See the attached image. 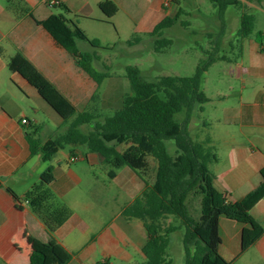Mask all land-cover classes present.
Wrapping results in <instances>:
<instances>
[{
	"label": "crops",
	"instance_id": "crops-1",
	"mask_svg": "<svg viewBox=\"0 0 264 264\" xmlns=\"http://www.w3.org/2000/svg\"><path fill=\"white\" fill-rule=\"evenodd\" d=\"M56 1L65 4L70 13L53 12L47 0H18V8L0 0V264H30L33 251L44 254L45 264H55L46 249L48 246L58 253L72 254L68 264H95L104 260L109 264H140L144 260L141 250L147 234L140 221L122 218L121 210L142 193L143 180L126 167L116 171L111 181L117 183L108 184H115L120 195L111 199L115 210L109 215L104 213L107 185L99 183L93 172L95 167L104 166L96 154L84 146H69L68 154L57 157L62 149L49 161H43L40 155L31 156L28 135L34 134L41 142L53 139L38 122L39 113L50 114L61 133L68 123L63 122L22 76L10 72L7 64L16 54L22 55L77 112H91L102 118V109L112 105L109 90L98 93L101 85L96 86L76 67L71 56L29 14L37 21L51 14H63L88 39L98 41L104 48L98 38L88 37L81 21L117 25L121 18L135 31L149 34L165 16H171L172 3L169 0ZM104 1L112 2L117 8L112 18H107L99 9V3ZM237 28L230 38L225 26L221 50L229 62L217 63L230 66L220 69L215 90L209 96L202 88L208 102L202 106L200 113L204 117L198 123L204 130L201 140L210 138L218 159L210 166L214 185L228 202H235L254 190L262 181L260 171L264 169V56L258 53L256 40L249 37L241 43L238 60L227 56L233 50L229 43ZM261 32L264 33V28ZM80 43L76 42L77 48ZM122 98L114 102L117 109ZM22 120L26 123L22 124ZM71 157L77 160L70 162ZM48 167L52 168L54 178L50 191L72 211L70 218L51 237L28 204L15 200L7 191L22 199ZM250 216L264 227V198L251 209ZM242 229L234 221L220 219L219 253L224 259L231 261L239 254ZM251 251L264 262V236L233 264Z\"/></svg>",
	"mask_w": 264,
	"mask_h": 264
},
{
	"label": "trees",
	"instance_id": "trees-1",
	"mask_svg": "<svg viewBox=\"0 0 264 264\" xmlns=\"http://www.w3.org/2000/svg\"><path fill=\"white\" fill-rule=\"evenodd\" d=\"M5 1L18 8V0ZM54 1L53 8L65 14L70 13L65 4ZM169 1L178 5L176 0ZM256 1L258 4L261 2ZM209 2L217 8L219 31L206 35L210 47L202 49L203 59L198 62L193 75L163 76L148 81L141 76L137 67H126L130 92L122 98L120 107L110 117L100 118L95 113L77 112L22 55L16 54L7 64L10 72L22 76L63 122L68 123L63 133L45 142L34 138V134L28 135L31 156L40 155L43 161H49L66 146H84L88 152L96 154L103 165L109 167L108 179H114L116 171L126 167L143 180L142 193L121 210L122 218L140 221L147 234L141 250L144 260L140 264H170L167 248L172 235L178 231L182 235L183 264H233L264 236V227L250 216L251 209L264 198V169L260 171L262 181L254 190L235 202H228L214 185L210 166L217 163L218 159L210 138L206 136L196 140L189 133L191 120L202 112V106L208 102L202 91L205 73L217 62H229L221 50L226 8L234 7L241 11L232 41L238 45L239 54L241 43L254 29V18L246 12L247 5L243 1ZM98 6L107 18H112L117 12L116 6L110 1L100 2ZM181 15L183 11L178 7L174 15L165 16L148 34L153 40L154 53H163L172 45L170 39L162 37L164 30L178 22L184 28L189 26L188 21L180 20ZM29 17L71 56L75 66L86 73L96 86H100L108 77V74L91 68V63L97 59L95 52H81L76 47L79 41L99 49L98 41L88 39L65 15L51 14L41 21L35 20L31 14ZM138 41L139 38L134 37L128 44ZM232 42L229 43L230 48L233 47ZM256 42L258 53L264 56V33H256ZM181 113L183 119L178 122L175 116ZM83 127L86 131H83ZM167 141L173 143V154L168 150ZM119 146H124L123 150L119 151ZM148 158L154 160L156 165L151 184L146 180ZM53 180L52 168L48 167L39 182L22 199L7 189L15 200L28 204L50 237L72 215V211L50 191ZM221 218L243 226L240 252L231 261L219 253ZM46 249L52 254L55 264H68L73 256L58 253L51 246ZM45 260L41 251H33L30 255V264H45ZM95 264L109 262L104 260Z\"/></svg>",
	"mask_w": 264,
	"mask_h": 264
},
{
	"label": "rangeland",
	"instance_id": "rangeland-1",
	"mask_svg": "<svg viewBox=\"0 0 264 264\" xmlns=\"http://www.w3.org/2000/svg\"><path fill=\"white\" fill-rule=\"evenodd\" d=\"M178 5L172 3L171 15H174L178 7L182 9L183 15L180 20L188 21L189 26L184 28L180 23H176L162 33V37L170 39L172 45L169 46L163 53L153 52V40L148 33L135 31L124 19L118 18L117 25L96 24L89 21H81V26L84 28L89 38H98L104 48L92 49L87 43L81 42L78 50L81 52L94 51L97 59L91 63V68L99 73H106L108 77L102 81L98 93L108 91L110 93L112 105L102 109V118L110 117L119 100L130 92L129 82L126 78V67L135 66L139 69L141 76L152 81L163 76L190 77L193 75L198 62L203 59L202 49H208L209 39L207 34L217 33L219 31L218 11L209 0H176ZM247 5L246 12L253 16L254 29L248 39L256 40V33L261 32L264 28V4H258L256 0H242ZM53 12H60L59 9H52ZM241 11L234 7H228L224 11V20L227 25V35L233 34V30L238 26V18ZM120 17V16H119ZM120 19V20H119ZM134 37H138L139 41L136 44H128ZM232 42V41H230ZM233 50L227 54L230 59L238 60L239 51L237 44L232 42ZM230 65L225 63H216L210 66L207 74L204 76L202 88L205 89L209 96L217 84L220 77V69L228 68ZM7 71V70H6ZM117 109V108H116ZM56 115V114H54ZM57 117V116H56ZM204 117L203 114H197L189 125L190 135L201 140L204 130L199 126V121ZM38 122L50 133L51 137H55L62 132L58 130L52 117L47 113H39ZM176 121L181 122L183 113L175 116ZM83 131L86 129L83 127ZM166 145L171 154L174 152L173 143L167 141ZM124 146H119L118 150H123ZM70 147L66 146L64 150L58 153L57 157L63 154H68ZM80 149V148H78ZM149 170L146 174L147 181H153L155 174V162L148 158ZM109 170L108 166H97L93 172L99 183H106L107 189L104 191V199L107 204L104 213H112L115 210V205L111 199L120 195L119 189L115 184L107 178L105 172ZM96 199L93 198V202ZM94 202V204H95ZM197 208V205H195ZM170 264H182L183 249L181 245V232L174 233L171 237L170 244L167 248ZM236 264H264L261 262L254 252H249L241 261Z\"/></svg>",
	"mask_w": 264,
	"mask_h": 264
},
{
	"label": "built area",
	"instance_id": "built-area-1",
	"mask_svg": "<svg viewBox=\"0 0 264 264\" xmlns=\"http://www.w3.org/2000/svg\"><path fill=\"white\" fill-rule=\"evenodd\" d=\"M47 4H48V6L52 7L53 5H55V1L54 0H47ZM21 123L22 124H25L26 123V120H22ZM76 160H77L76 157H71L70 158V162H74Z\"/></svg>",
	"mask_w": 264,
	"mask_h": 264
}]
</instances>
